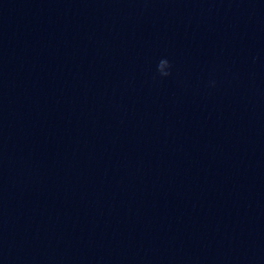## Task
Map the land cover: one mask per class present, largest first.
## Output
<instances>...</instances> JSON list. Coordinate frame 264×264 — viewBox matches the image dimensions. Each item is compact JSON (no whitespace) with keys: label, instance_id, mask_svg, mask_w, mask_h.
<instances>
[{"label":"water","instance_id":"1","mask_svg":"<svg viewBox=\"0 0 264 264\" xmlns=\"http://www.w3.org/2000/svg\"><path fill=\"white\" fill-rule=\"evenodd\" d=\"M0 264H264V0H0Z\"/></svg>","mask_w":264,"mask_h":264}]
</instances>
